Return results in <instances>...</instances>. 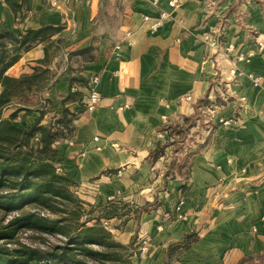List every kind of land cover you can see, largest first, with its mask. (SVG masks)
<instances>
[{
    "label": "crops",
    "instance_id": "crops-1",
    "mask_svg": "<svg viewBox=\"0 0 264 264\" xmlns=\"http://www.w3.org/2000/svg\"><path fill=\"white\" fill-rule=\"evenodd\" d=\"M171 1L0 0L15 37L52 29L7 74L48 73L41 124L74 114L58 164L92 208L124 222L110 229L117 242L146 249L137 262L264 264V0ZM193 119L185 144L159 154L168 128Z\"/></svg>",
    "mask_w": 264,
    "mask_h": 264
},
{
    "label": "trees",
    "instance_id": "trees-1",
    "mask_svg": "<svg viewBox=\"0 0 264 264\" xmlns=\"http://www.w3.org/2000/svg\"><path fill=\"white\" fill-rule=\"evenodd\" d=\"M7 1L12 4L17 3V0ZM51 32L52 29L49 27L29 30L21 38H17L0 26V85L2 87L0 118L5 108L9 106L17 108L9 120L0 121V205H5L7 202L17 203L18 200L46 205L51 199L50 194L54 192L52 188L54 183L66 180L59 174L55 165L60 154L55 144L67 136L63 130L71 127L74 114L65 108L62 118L54 124H41L46 110L43 105L40 107L37 105H39L40 94L48 87V73H34L21 78H14L7 74L9 68L19 60L24 51L44 41ZM73 80L83 86L88 85V82L79 75ZM75 97L82 98L78 92L71 96V98ZM33 112H39L40 116L31 126L24 127L15 123L19 116L24 118ZM5 185L10 190L13 189L11 194H4ZM31 217L37 218L35 215ZM43 220L46 219L37 218L39 225L42 226ZM16 221L10 224L14 225ZM80 226L73 235L67 232V226L58 229L62 234L73 239V243L79 247L77 250L89 259L108 260L113 264H131L128 260L129 255L123 253L127 250V246L117 242L113 233L102 223ZM48 229L53 230L50 227ZM5 237L11 239L9 238L12 237L11 233L0 234V238ZM93 245L97 246L98 250L92 248ZM24 250L25 252L14 254L13 252L17 250L11 251L9 248L0 246V264H38L30 259V256L37 254V249L25 248ZM64 253L69 255L68 251Z\"/></svg>",
    "mask_w": 264,
    "mask_h": 264
},
{
    "label": "rangeland",
    "instance_id": "rangeland-1",
    "mask_svg": "<svg viewBox=\"0 0 264 264\" xmlns=\"http://www.w3.org/2000/svg\"><path fill=\"white\" fill-rule=\"evenodd\" d=\"M76 63L77 61L74 62V64ZM199 119L201 120L202 118L199 117ZM197 120H190L185 125H171L168 128L171 138L168 143L161 147L158 153L162 154L165 151V147L170 145L175 146L173 148H178L179 145L185 144V137H187V134L194 127ZM71 130V128L64 129L63 132L70 135L69 132ZM190 140H192V137ZM55 165L59 174L66 178V180H59V183H54L52 186L54 192L50 194L51 199L46 205L18 200V198H15V200H18L17 203L7 202L5 205H0V234L2 232H9L13 237H9L11 239L6 237L0 238V246L9 248L11 251L17 250L13 252L14 254L25 252V248H30L31 250L37 249V254L30 256V259L31 261H36L38 264H113L108 260L89 259L80 250H77L79 247L73 243V239L67 237L68 235L62 234L58 228L67 226V232L73 235L77 232L76 229L81 227V224L91 226L100 222L110 230L111 228L113 229V224H118L119 226L122 224V227H124V222L119 223L118 220L110 221V219L104 217L102 209L92 208L82 198L80 186L76 179L66 172L64 167L58 164V159ZM3 192L6 195L11 194L13 189L10 190L5 185ZM121 209L124 210L122 214L127 215V217H131L133 214L126 206H122ZM32 215L46 220L42 221L41 226L37 218L31 217ZM14 220L17 221L14 225H11L10 222ZM47 227L53 230L49 231ZM115 240L117 239L115 238ZM136 242L137 240H133V242L125 245L127 246V250L123 252L129 255L128 260L131 264H141L137 262V258H141V255L146 253V249H142V246L136 244ZM91 247L98 250V247L95 245ZM64 251H68L69 255L64 253ZM166 264H172V262L168 261Z\"/></svg>",
    "mask_w": 264,
    "mask_h": 264
},
{
    "label": "built area",
    "instance_id": "built-area-1",
    "mask_svg": "<svg viewBox=\"0 0 264 264\" xmlns=\"http://www.w3.org/2000/svg\"><path fill=\"white\" fill-rule=\"evenodd\" d=\"M176 4H177V1H176V0H172V1L170 2V5L173 6V7L176 6ZM169 16H170V15H169L168 12H161L160 16H159V17L156 19V21L153 23L152 28H153L154 30H157V29H159L160 27H162L164 21H165L167 18H169ZM145 20L148 21V20H149V17L146 16V17H145ZM97 81H98V78H93V79H92V83H96ZM186 99H187V100H191L192 97H191V96H188ZM99 103H100V95H99L97 92L92 91V92L90 93V95L88 96L86 102L83 103V105H84V108H85L86 110H88V111H93V110H95V109L98 107ZM95 140H98V138H95ZM183 204H184V202H180V203H179V205L177 206V211H180V210L182 209Z\"/></svg>",
    "mask_w": 264,
    "mask_h": 264
}]
</instances>
